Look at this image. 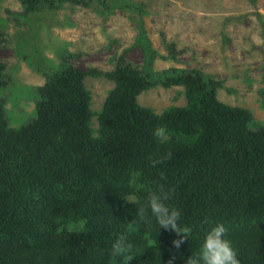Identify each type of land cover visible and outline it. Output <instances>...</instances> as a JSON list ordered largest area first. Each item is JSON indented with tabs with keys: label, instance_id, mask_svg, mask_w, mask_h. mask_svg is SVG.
I'll list each match as a JSON object with an SVG mask.
<instances>
[{
	"label": "trees",
	"instance_id": "16d2710c",
	"mask_svg": "<svg viewBox=\"0 0 264 264\" xmlns=\"http://www.w3.org/2000/svg\"><path fill=\"white\" fill-rule=\"evenodd\" d=\"M62 1L22 0V15ZM144 36L145 66L121 57L104 74L115 86L98 111L86 72L67 60L35 88L29 122L11 125L0 95V264H184L216 223L226 225L241 264H264V124L250 108L220 100V83L198 70L166 78V86L186 84V105L162 113L141 106L138 95L159 75L150 74ZM6 69L0 60V89L10 82ZM158 126L168 130L163 141L153 135ZM161 185L192 228L179 249L174 231L159 232L150 211H138ZM122 234L136 245L132 257L111 255Z\"/></svg>",
	"mask_w": 264,
	"mask_h": 264
},
{
	"label": "rangeland",
	"instance_id": "374dc122",
	"mask_svg": "<svg viewBox=\"0 0 264 264\" xmlns=\"http://www.w3.org/2000/svg\"><path fill=\"white\" fill-rule=\"evenodd\" d=\"M104 1L109 4L63 0L56 8L22 15V0H0V29L6 37L0 60L10 77L0 95L11 125L36 116L40 97L35 88L64 60L86 72L92 109L100 110L115 86L104 74L121 57L145 66L141 32L152 48L150 74L159 73L154 85L138 95L141 106L162 113L186 105V84L166 86V78L198 70L220 83V100L250 108L255 123L264 124V0ZM93 121L96 127V116Z\"/></svg>",
	"mask_w": 264,
	"mask_h": 264
},
{
	"label": "clouds",
	"instance_id": "9594fccd",
	"mask_svg": "<svg viewBox=\"0 0 264 264\" xmlns=\"http://www.w3.org/2000/svg\"><path fill=\"white\" fill-rule=\"evenodd\" d=\"M153 135L163 141L168 130L164 126H158L153 130ZM172 153L167 154L171 158ZM160 160H153L155 166ZM170 194L161 185L156 190L150 191L145 202L138 207L141 215L150 211L155 219L159 232L161 229L174 231L179 238L173 241L175 248L179 249L184 241L189 240L192 228L181 224V211L169 205ZM127 203L137 205L138 198L131 195L127 198ZM228 229L224 223H216L203 236L199 250L192 257L187 258L184 264H241L236 249L232 242L226 237ZM136 245L132 239L126 235H119L111 245V255L115 258L132 257ZM175 257L168 260L167 264H174Z\"/></svg>",
	"mask_w": 264,
	"mask_h": 264
}]
</instances>
